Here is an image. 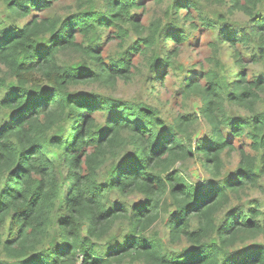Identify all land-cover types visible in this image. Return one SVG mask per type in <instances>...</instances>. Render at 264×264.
Wrapping results in <instances>:
<instances>
[{"label":"trees","instance_id":"1","mask_svg":"<svg viewBox=\"0 0 264 264\" xmlns=\"http://www.w3.org/2000/svg\"><path fill=\"white\" fill-rule=\"evenodd\" d=\"M145 1L0 0V264H264L261 204L233 203L264 175V76L246 62L264 57V0H170L143 24L134 9ZM203 2L249 24L234 32ZM201 30L214 34L209 65L201 77L182 68L179 92L199 105L170 123L146 101L74 88L130 82L141 66L154 88L180 73L178 46ZM109 32L116 56L102 54ZM251 41L257 54L246 57L237 45ZM225 43L233 71L218 56ZM201 118L205 135L193 128ZM188 159L208 179L188 180ZM160 220L166 237L153 229Z\"/></svg>","mask_w":264,"mask_h":264},{"label":"rangeland","instance_id":"2","mask_svg":"<svg viewBox=\"0 0 264 264\" xmlns=\"http://www.w3.org/2000/svg\"><path fill=\"white\" fill-rule=\"evenodd\" d=\"M170 0H163L160 4H157L155 0H146L145 6L143 9L138 8L134 9L135 13L142 14L140 17L143 24L148 22V19L154 17L155 15H159L162 13V10L168 4ZM204 11L206 14L211 17H215L218 12L224 13L227 22L231 24L232 31L239 32L246 29L249 24V19L246 15H244L241 11H227V6H219L215 4L204 3ZM1 7V4H0ZM143 11V12H141ZM195 39L188 38L189 40L193 39V43L191 45H181L178 46V52L175 56L176 65L180 67V73L178 75L173 74L171 71L167 72L164 75L163 83H156L154 88H151L152 85L151 80L155 77L156 73L154 70L146 69L141 66V72L132 77L130 82H123L122 80H118L113 86H102L98 83H90L80 85L78 87H74L79 91H95L97 93L103 95H110L115 98L126 99V100H134L138 101H146L150 105L155 106L159 109L161 117L167 122H172L173 118L178 114L179 111L191 112L194 111L195 108L199 105V101L197 99L181 102L180 99V84L182 80L181 70L182 68H187L186 74H190L192 76L201 77V73H199L201 66H207L205 59L208 58L211 52L210 42L209 40L214 36L212 30L208 31H198ZM212 33V34H211ZM109 38L103 40L102 44V54L104 55H117L122 51V48L118 47V40L113 37L109 32ZM137 39V35L133 32L130 33L129 38L127 39V44H131L134 40ZM169 48H172L174 44H169ZM237 49L239 52L244 53L246 57L253 54H257V45L254 42H250L248 46L244 47L243 45H237ZM167 47V46H166ZM177 47V46H176ZM244 48L243 49L241 48ZM168 49V47L166 48ZM219 58L226 65V69L228 71H233L237 68L236 64V56L234 50H232L227 43L221 44L219 47ZM63 61H71L74 63L77 58L72 54H62L60 56ZM138 61V60H137ZM249 66V76L262 75L264 76V57L259 59L256 62H252L251 60H247ZM2 69V68H1ZM259 109L264 108V97L263 103L258 105ZM234 113H238L241 115L246 114V111L242 108L233 107ZM197 129L198 134L205 135L206 130L208 129L207 122L204 119H200V123L197 126L193 127ZM238 160L237 153H233L232 158L225 166V173L231 174L234 170L236 163ZM179 162L176 164L179 167ZM183 167L181 168L182 172L187 176L188 180L192 182H200L202 180L208 179L209 174L203 169V167L197 162L195 159H188L185 163H183ZM259 187L249 188L246 190L244 194H242L240 199H235L233 203L244 204L246 207L252 206L253 204H248L250 199H257L261 204V209L264 212V175L259 180ZM141 200L140 195H130L129 203L134 204ZM154 230L158 231L161 237H166L167 230L164 224V220L158 221L154 228ZM141 264V263H137Z\"/></svg>","mask_w":264,"mask_h":264}]
</instances>
